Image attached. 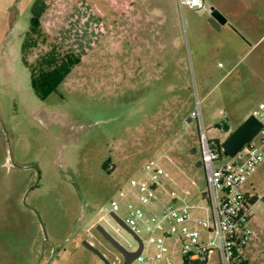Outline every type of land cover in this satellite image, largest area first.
<instances>
[{
  "label": "rangeland",
  "instance_id": "374dc122",
  "mask_svg": "<svg viewBox=\"0 0 264 264\" xmlns=\"http://www.w3.org/2000/svg\"><path fill=\"white\" fill-rule=\"evenodd\" d=\"M210 1L231 20L222 33L190 25L189 18L197 16L208 27L207 5L201 11L178 9L175 43L163 28L164 45L142 47V71L137 62L122 70V62H111L99 47L71 70L55 93L41 100L31 78L42 47L26 45V30L14 19L13 0H0V119L7 131L5 135L0 125V264H46L48 259L51 264H103L83 247L86 240L112 261L98 225L136 251L133 237L118 231L104 212L118 204L119 217L128 218L129 205L135 202L120 193L150 162L167 175L156 190L153 210L159 212L175 193L193 218L208 219L199 133L191 114L200 107L207 137L224 141L227 137L218 129L235 131L264 101V2ZM161 7L169 20L171 6ZM126 48L131 54L135 50ZM153 50L160 54V63L153 62ZM227 160L223 157V163ZM38 173L40 181L27 198V208L23 198ZM250 183L254 191L248 184L246 192L264 196V170ZM33 210L49 239L44 249ZM251 215L256 236L245 246L244 257L249 264H264V202L258 201ZM141 236L146 240V234ZM165 247L166 253L146 247L145 264H184L180 245L174 247L168 239Z\"/></svg>",
  "mask_w": 264,
  "mask_h": 264
},
{
  "label": "built area",
  "instance_id": "2783aa9c",
  "mask_svg": "<svg viewBox=\"0 0 264 264\" xmlns=\"http://www.w3.org/2000/svg\"><path fill=\"white\" fill-rule=\"evenodd\" d=\"M178 4L180 9L205 8L203 0H178ZM252 115L263 126L259 135L236 157L228 158L223 163L221 151L207 137L200 107L191 114L190 119L197 121L199 133L208 219L193 218L188 206L176 202L175 193L170 194L172 201L159 212L150 209L157 199L156 190L167 176L157 162L147 163L142 176L133 179L129 189L120 193L121 198L131 196L134 199L135 203L129 205L128 218L122 221L143 241V251L146 247L155 246L161 253H166L165 242L172 239L174 247L181 246L184 264H208L213 258L218 264L244 263L239 253L253 235L250 226L252 204L264 202V196L249 194L244 190L264 164V101ZM118 211L119 205L115 204L104 214L111 218L112 215L119 217ZM118 227V231L122 230ZM142 234H146V240L142 239ZM135 262L145 264L143 252ZM119 263V257L112 260V264Z\"/></svg>",
  "mask_w": 264,
  "mask_h": 264
},
{
  "label": "crops",
  "instance_id": "0c3cea01",
  "mask_svg": "<svg viewBox=\"0 0 264 264\" xmlns=\"http://www.w3.org/2000/svg\"><path fill=\"white\" fill-rule=\"evenodd\" d=\"M234 1L240 5L245 4V0ZM262 1L264 2V0ZM13 3L16 24L18 28L26 30L28 41L26 45L41 46L42 59L56 49L64 48L65 52L74 56L81 55L80 61H82L100 47L99 53L101 52V55H105L111 62H122V70H127L130 63L137 62L142 71L146 63L142 47L164 45L163 28L168 31L169 36H173L174 42L177 37L176 31L179 28L178 0H13ZM166 3L172 8L169 20L163 17L161 7ZM203 3L204 6L209 7L208 13L205 14L208 18V27L204 23H200L199 17L191 16L189 22L194 29H201L204 30L203 32L209 33L211 31L222 33L225 28H229L231 20L222 8L214 6L210 0H203ZM219 3H224V0H220ZM20 5L24 7L22 11L18 12ZM236 7L237 10H242V6ZM215 9L224 19L220 25L211 20L210 15ZM148 14H152L154 19L148 18L146 16ZM148 25L150 28L147 27ZM126 46L135 47L132 54L129 53ZM104 52L105 54H103ZM153 52V62L160 63V54L155 50ZM250 115L252 112L246 114L241 122H244ZM186 122L190 123V121ZM223 129L220 128L218 131L225 137L232 133L227 126H223ZM210 140L223 142L219 136H214ZM263 170L264 164L256 174ZM248 184L254 191L253 184L250 181ZM176 202L178 203L177 199ZM256 203L252 204V208ZM150 209L155 211L153 207ZM250 226L252 228V220ZM255 236L253 231L250 242ZM244 249L245 247L239 254L244 262L249 264L244 257Z\"/></svg>",
  "mask_w": 264,
  "mask_h": 264
},
{
  "label": "water",
  "instance_id": "95a60500",
  "mask_svg": "<svg viewBox=\"0 0 264 264\" xmlns=\"http://www.w3.org/2000/svg\"><path fill=\"white\" fill-rule=\"evenodd\" d=\"M211 20L215 21L219 25L224 22V19L222 15L214 10L211 13ZM0 125L3 127L4 134L7 135V131L4 129V125L1 122L0 119ZM262 124L253 116L250 115L235 131H233L220 145L219 151H221V154L226 158H234L239 153H241L246 146H248L253 140L259 135L260 131L262 130ZM7 144L9 145V140L7 139ZM10 160L13 161L12 153L9 152ZM15 166V164H13ZM40 181V174L38 173L37 180L35 184L27 191L23 198V204L27 206V198L29 194L38 187ZM35 214L37 215V218L39 220V223L42 227V231L44 233V236L47 237V232L44 226V223L40 217V215L35 211ZM112 219L123 229L125 230L129 235L133 237V239L138 244V249L134 252H129L125 247H123L117 240H115L101 225H98L96 227V230L98 233L112 246L114 247L123 257L124 263L123 264H134V262L139 258V256L143 252V241L136 236L131 229H129L125 223L117 217L116 215H112ZM83 247L93 253L100 261L103 262V264H112L111 261L99 250L97 249L93 244H91L89 241L83 242Z\"/></svg>",
  "mask_w": 264,
  "mask_h": 264
},
{
  "label": "trees",
  "instance_id": "16d2710c",
  "mask_svg": "<svg viewBox=\"0 0 264 264\" xmlns=\"http://www.w3.org/2000/svg\"><path fill=\"white\" fill-rule=\"evenodd\" d=\"M80 63L74 55L69 52L61 53V49H56L51 54L41 59L39 68L34 70L31 85L36 95L41 100L55 93L59 85L66 79L71 70ZM220 149L221 143L214 142ZM205 200V194L203 195ZM243 264H247L244 262Z\"/></svg>",
  "mask_w": 264,
  "mask_h": 264
},
{
  "label": "flooded vegetation",
  "instance_id": "af4514ba",
  "mask_svg": "<svg viewBox=\"0 0 264 264\" xmlns=\"http://www.w3.org/2000/svg\"><path fill=\"white\" fill-rule=\"evenodd\" d=\"M24 205V204H23ZM25 206V205H24ZM26 207V206H25ZM28 208V207H27ZM35 213V212H34ZM42 234H43V246H42V248L44 249V247H45V244L46 243H48L49 242V239H48V237H45L44 236V233H43V231H42ZM102 237V236H101ZM102 239L104 240V242L109 246V248H110V252L113 254V256H114V258L115 257H119L120 258V263L119 264H123L124 263V259H123V257H122V255L114 248V247H112L103 237H102ZM121 244V243H120ZM123 246V245H122ZM124 247V246H123ZM126 248V247H125ZM127 249V251H129V252H134V251H132L129 247L128 248H126ZM44 257H45V254H44V251H42V254H41V256H40V258L41 259H44ZM41 261V260H40ZM111 261V260H110ZM52 263V260L51 261H49V259L48 260H46V264H51ZM111 263H112V261H111ZM135 263V262H134ZM39 264V263H38Z\"/></svg>",
  "mask_w": 264,
  "mask_h": 264
}]
</instances>
